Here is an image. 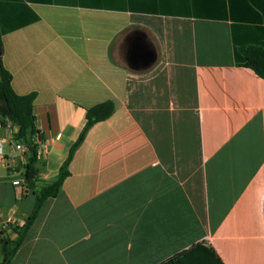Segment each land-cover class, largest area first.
Wrapping results in <instances>:
<instances>
[{"label":"crops","instance_id":"1","mask_svg":"<svg viewBox=\"0 0 264 264\" xmlns=\"http://www.w3.org/2000/svg\"><path fill=\"white\" fill-rule=\"evenodd\" d=\"M1 63L34 94L38 177H56L86 109L110 100L10 264H160L202 245L264 264V0H0ZM0 126V237L25 219L26 157ZM1 254V251H0Z\"/></svg>","mask_w":264,"mask_h":264},{"label":"trees","instance_id":"2","mask_svg":"<svg viewBox=\"0 0 264 264\" xmlns=\"http://www.w3.org/2000/svg\"><path fill=\"white\" fill-rule=\"evenodd\" d=\"M238 66L250 68L257 76L264 80V46L248 45L239 47L234 52ZM34 94L21 95L12 88V76L3 67L0 57V126L6 122L14 128L13 141L25 146L26 162L23 165L24 183L26 189H31L34 195V204L29 215L21 226L11 227L13 237H0V264H10L20 247L28 229L36 219L44 202L55 197L62 186L64 179L69 175V163L74 152L85 138L87 131L96 123L109 118L114 111V104L107 100L86 109L85 124L68 155L59 167L55 178L42 181L38 177L37 160L38 145L35 140L42 142V133L36 125L32 108ZM160 264H221L215 254L206 247L198 244L188 250L177 253Z\"/></svg>","mask_w":264,"mask_h":264},{"label":"built area","instance_id":"3","mask_svg":"<svg viewBox=\"0 0 264 264\" xmlns=\"http://www.w3.org/2000/svg\"><path fill=\"white\" fill-rule=\"evenodd\" d=\"M4 129L6 131V137L7 140H9L11 142V145H12V148L16 151H20L23 156L25 151H26V148L25 146H23L21 143H16L13 141V133H14V128L10 125L9 122H6L5 126H4ZM4 139L3 138H0V158L2 159V155H3V151H2V143H3ZM35 143H37L38 145V150L40 149V146H41V142L35 140ZM26 157V156H25ZM23 176H24V173H23ZM12 185L13 186H16V187H19V195L22 194L25 190V183L23 181V183L21 184L19 181H13L12 182ZM24 223V219L23 218H20V217H14V216H9V217H6L4 220H3V227H15V226H21L23 225Z\"/></svg>","mask_w":264,"mask_h":264},{"label":"water","instance_id":"4","mask_svg":"<svg viewBox=\"0 0 264 264\" xmlns=\"http://www.w3.org/2000/svg\"><path fill=\"white\" fill-rule=\"evenodd\" d=\"M0 55H1V44H0Z\"/></svg>","mask_w":264,"mask_h":264},{"label":"rangeland","instance_id":"5","mask_svg":"<svg viewBox=\"0 0 264 264\" xmlns=\"http://www.w3.org/2000/svg\"><path fill=\"white\" fill-rule=\"evenodd\" d=\"M0 261H1V254H0Z\"/></svg>","mask_w":264,"mask_h":264}]
</instances>
